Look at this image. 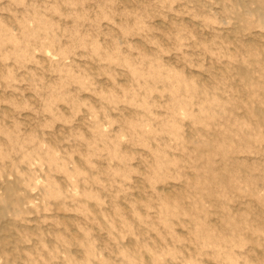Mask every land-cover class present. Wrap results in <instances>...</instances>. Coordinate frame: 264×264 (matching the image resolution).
Wrapping results in <instances>:
<instances>
[{"label": "rangeland", "instance_id": "rangeland-1", "mask_svg": "<svg viewBox=\"0 0 264 264\" xmlns=\"http://www.w3.org/2000/svg\"><path fill=\"white\" fill-rule=\"evenodd\" d=\"M0 264H264V0H0Z\"/></svg>", "mask_w": 264, "mask_h": 264}]
</instances>
